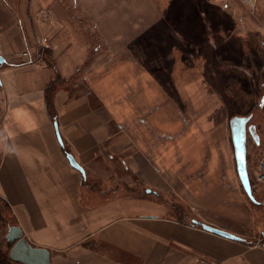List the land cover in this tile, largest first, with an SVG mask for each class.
Here are the masks:
<instances>
[{
    "label": "crops",
    "instance_id": "0c3cea01",
    "mask_svg": "<svg viewBox=\"0 0 264 264\" xmlns=\"http://www.w3.org/2000/svg\"><path fill=\"white\" fill-rule=\"evenodd\" d=\"M73 1L81 8L71 10V0H0L7 229L20 225L33 245L50 250L52 264H264L263 198L244 187H192L199 169L218 167L212 111L186 108L176 96L160 101L166 90L149 89L146 55L135 57L140 45L128 44L149 32L135 17L150 9L130 6L143 0ZM103 43L110 53L98 56ZM118 43L131 55H119Z\"/></svg>",
    "mask_w": 264,
    "mask_h": 264
},
{
    "label": "rangeland",
    "instance_id": "374dc122",
    "mask_svg": "<svg viewBox=\"0 0 264 264\" xmlns=\"http://www.w3.org/2000/svg\"><path fill=\"white\" fill-rule=\"evenodd\" d=\"M130 6H144L151 13L135 17V23L148 25L149 32L128 43L140 45L133 51L135 57L142 59L146 55L145 64L152 74L149 89H165V98L160 96L165 104H172L176 96L177 103L186 108L192 103L199 113L206 108L212 111L214 127L208 134L216 141L214 149L221 148L212 154L218 167L207 172L199 169L198 184L192 182V187H243L237 174V183L233 186L231 182L237 171L229 120L235 115H249L248 125L256 126L259 142L248 131V170L256 200H264V183L253 178L264 155V0H143ZM78 8L79 4L71 0L70 9ZM98 43L101 42L97 40ZM118 44L120 47L115 49L119 55H131V46L128 51ZM107 52L104 43L97 49L98 56ZM191 87L192 101L186 91ZM100 104L97 99L99 112L103 109ZM185 114L189 118V113ZM221 140L228 148L218 144ZM8 215L0 208V241L7 229Z\"/></svg>",
    "mask_w": 264,
    "mask_h": 264
},
{
    "label": "water",
    "instance_id": "95a60500",
    "mask_svg": "<svg viewBox=\"0 0 264 264\" xmlns=\"http://www.w3.org/2000/svg\"><path fill=\"white\" fill-rule=\"evenodd\" d=\"M3 62H5V57L0 52V63ZM249 120V115H235L230 118L229 123L235 151L236 167L240 180L248 195L252 199H255L251 182L252 176H249L247 168V133L249 131L257 142H259V134L256 130L255 125H248ZM55 126L57 129L58 138L62 142L57 123ZM67 156L72 165L80 169L83 173L85 172L84 168L76 161V159L70 152L67 153ZM193 221L195 223H200L205 229L218 233L220 235L234 239L241 238L235 233L227 231L223 228L201 222L197 219H194ZM6 237L10 241L14 242L10 250V257L13 260L21 261L24 264H52L50 250L46 247L33 245L24 236L23 230L20 225H10Z\"/></svg>",
    "mask_w": 264,
    "mask_h": 264
},
{
    "label": "flooded vegetation",
    "instance_id": "af4514ba",
    "mask_svg": "<svg viewBox=\"0 0 264 264\" xmlns=\"http://www.w3.org/2000/svg\"><path fill=\"white\" fill-rule=\"evenodd\" d=\"M250 125H252V124H250ZM8 229H9V227H8ZM8 229H7V231H8ZM7 231H5L4 236H3V239L0 241V250L2 251V253L4 254L5 257H6V255H8L9 258L8 259L6 258V260H4V261L2 259V263L0 262V264H16V263H22L21 261L13 260L10 257V250H11L12 245H13L14 242H12L9 239H7V237H6Z\"/></svg>",
    "mask_w": 264,
    "mask_h": 264
},
{
    "label": "built area",
    "instance_id": "2783aa9c",
    "mask_svg": "<svg viewBox=\"0 0 264 264\" xmlns=\"http://www.w3.org/2000/svg\"><path fill=\"white\" fill-rule=\"evenodd\" d=\"M48 14L45 13L44 16H47ZM21 55H23L24 57H29L30 53L28 51H23L22 53H20ZM253 178H255L257 181L264 183V155L261 157L257 167L255 168L254 172H253Z\"/></svg>",
    "mask_w": 264,
    "mask_h": 264
},
{
    "label": "trees",
    "instance_id": "16d2710c",
    "mask_svg": "<svg viewBox=\"0 0 264 264\" xmlns=\"http://www.w3.org/2000/svg\"><path fill=\"white\" fill-rule=\"evenodd\" d=\"M49 53L51 54V52L49 51ZM249 167V166H248ZM249 173H250V171H249ZM251 181H252V179H251ZM6 258L8 259L9 257H8V255H6V257L4 256V254L2 253V251L0 250V262L2 263V259H3V261L4 260H6ZM16 264H23V263H16Z\"/></svg>",
    "mask_w": 264,
    "mask_h": 264
},
{
    "label": "bare ground",
    "instance_id": "6f19581e",
    "mask_svg": "<svg viewBox=\"0 0 264 264\" xmlns=\"http://www.w3.org/2000/svg\"><path fill=\"white\" fill-rule=\"evenodd\" d=\"M247 168H248V160H247ZM248 173H249V170H248ZM249 176H250V174H249Z\"/></svg>",
    "mask_w": 264,
    "mask_h": 264
}]
</instances>
